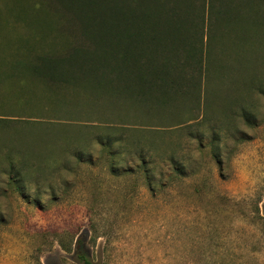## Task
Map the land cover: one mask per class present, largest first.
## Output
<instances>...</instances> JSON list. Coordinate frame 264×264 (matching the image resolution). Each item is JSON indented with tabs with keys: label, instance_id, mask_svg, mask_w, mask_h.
Instances as JSON below:
<instances>
[{
	"label": "rangeland",
	"instance_id": "rangeland-1",
	"mask_svg": "<svg viewBox=\"0 0 264 264\" xmlns=\"http://www.w3.org/2000/svg\"><path fill=\"white\" fill-rule=\"evenodd\" d=\"M0 7V118L15 119L0 121V170L8 184L9 150L15 158L25 153L39 168L24 179L23 193L8 184L14 206L0 207V230L22 224L23 233L13 235L27 237V255L0 239V264L5 257L26 264H85L78 238L91 264H261L255 253L264 252V178L232 195L222 183L227 165L219 145L223 139L227 158L233 151L230 137L245 144L254 137L264 141V112L256 111L249 123L219 110L196 120L199 111L193 110L191 119L187 102L166 109L161 119V110L150 112L131 101L96 100L80 87L53 88L31 70L33 57L67 50L70 39L74 46H91L82 43L83 35L68 34L66 27L77 23L65 16L63 0H0ZM20 87L18 94L36 100L37 107L16 104ZM238 123L251 135L236 129ZM197 128L204 133L192 131ZM187 131L202 150L199 161L176 157L178 138ZM109 132L152 149L150 182L136 154H117L112 170L98 139ZM83 143L88 150L80 158L70 149ZM122 143L111 151L125 149ZM19 149L23 153L17 155ZM172 156L184 165L183 174L171 166ZM49 158H70L73 168L68 161L61 167L74 172L73 180L62 181L47 169Z\"/></svg>",
	"mask_w": 264,
	"mask_h": 264
},
{
	"label": "trees",
	"instance_id": "trees-1",
	"mask_svg": "<svg viewBox=\"0 0 264 264\" xmlns=\"http://www.w3.org/2000/svg\"><path fill=\"white\" fill-rule=\"evenodd\" d=\"M63 8L77 23V28L66 27L68 34L83 35L82 43L91 46H74L70 39L67 50L33 57L31 70L53 88L80 87L96 100L131 101L150 112L161 110V119L166 109L187 102L191 119L193 110L200 112L196 120L215 110L248 123L255 119L258 111L247 97L255 91L264 95V0H63ZM21 88L15 100L20 105L27 101L23 92L18 94ZM27 102L38 106L36 100ZM6 120L15 119L0 118ZM104 134L98 139L111 156L112 170L117 154H136L150 182L152 149L123 135ZM119 141L125 149L113 153ZM71 150L81 158L88 148L83 143ZM15 154L9 150L6 155L13 174L9 183L21 192L24 179L39 168L25 153L13 162ZM173 160L171 166L183 174L184 165ZM77 243L80 259L91 264L82 239Z\"/></svg>",
	"mask_w": 264,
	"mask_h": 264
},
{
	"label": "clouds",
	"instance_id": "clouds-1",
	"mask_svg": "<svg viewBox=\"0 0 264 264\" xmlns=\"http://www.w3.org/2000/svg\"><path fill=\"white\" fill-rule=\"evenodd\" d=\"M251 102L255 105L258 112H264V95L259 91H255L251 97ZM191 128L190 125L187 126ZM236 129H241L251 135L250 129H248L243 123H238ZM192 130V129H191ZM203 132L201 129L197 128L192 131ZM204 133V132H203ZM179 143V157H184L190 160L199 161L202 156V150L198 146L196 139L188 134V131L178 138ZM229 146L232 147L233 151L230 156L225 157V142L222 139L219 147L222 150V159L224 165L223 172L226 179H223L222 183L226 190L231 192L234 196H239L245 193L249 188L254 186L261 178H264V163H260L264 157L261 155V151L264 150V141H261L254 137L250 143L237 142L232 137H230ZM69 157H73L69 154ZM12 161L16 163L15 157H12ZM70 162L71 159L58 161L55 158H49L44 163L47 169L53 172L54 175L61 178L62 181H72L74 178V172L69 171L61 165L65 162ZM165 162L160 163V167H164ZM73 168V166H72ZM9 177L7 173L0 170V207L7 206L13 203L11 197L8 195L9 185L7 184ZM54 186V185H53ZM6 190V191H5ZM33 191H35V186H33ZM43 192H49V187H45ZM14 206V203H13ZM10 229L11 231H9ZM13 233H23V226L20 223L12 224L7 226V229L0 230V239L9 241L11 244L15 245L13 251L27 255L26 243L27 237L21 235L18 239ZM8 245H6L7 247ZM256 258L261 264H264V252L255 253ZM5 264H26V261L21 259L18 262L14 261L12 257H5Z\"/></svg>",
	"mask_w": 264,
	"mask_h": 264
},
{
	"label": "crops",
	"instance_id": "crops-1",
	"mask_svg": "<svg viewBox=\"0 0 264 264\" xmlns=\"http://www.w3.org/2000/svg\"><path fill=\"white\" fill-rule=\"evenodd\" d=\"M0 20H1V17H0Z\"/></svg>",
	"mask_w": 264,
	"mask_h": 264
}]
</instances>
